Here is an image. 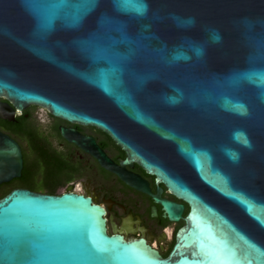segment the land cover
<instances>
[{
    "label": "water",
    "instance_id": "1",
    "mask_svg": "<svg viewBox=\"0 0 264 264\" xmlns=\"http://www.w3.org/2000/svg\"><path fill=\"white\" fill-rule=\"evenodd\" d=\"M86 4L0 0V116L33 105L106 132L189 211L163 257L108 234L89 196L14 189L0 264H264V0ZM62 133L127 180L92 138ZM21 169L0 134V183ZM155 199L180 221L182 205Z\"/></svg>",
    "mask_w": 264,
    "mask_h": 264
},
{
    "label": "flooded vegetation",
    "instance_id": "2",
    "mask_svg": "<svg viewBox=\"0 0 264 264\" xmlns=\"http://www.w3.org/2000/svg\"><path fill=\"white\" fill-rule=\"evenodd\" d=\"M11 118L0 116V134L20 147L22 169L19 176L0 183V193L25 189L51 195L73 192L89 196L105 208L108 234H120L128 241L143 238L163 257L168 256L189 206L156 175L136 160L123 165L127 151L96 127L68 123L33 105L14 110ZM62 129L92 138L127 180L105 168L91 148L65 137ZM155 197L182 205L180 221H171Z\"/></svg>",
    "mask_w": 264,
    "mask_h": 264
},
{
    "label": "snow or ice",
    "instance_id": "3",
    "mask_svg": "<svg viewBox=\"0 0 264 264\" xmlns=\"http://www.w3.org/2000/svg\"><path fill=\"white\" fill-rule=\"evenodd\" d=\"M93 3H94V0H87V4H86V6H85V10H87V8L92 7V6H93ZM80 15H82V13H78L76 19H79V16H80ZM234 198H235V197H234ZM241 203L244 204V202H241ZM244 206H245V209H246V210H249V209H248V206H247L246 204H244ZM262 218H264V217H262Z\"/></svg>",
    "mask_w": 264,
    "mask_h": 264
},
{
    "label": "trees",
    "instance_id": "4",
    "mask_svg": "<svg viewBox=\"0 0 264 264\" xmlns=\"http://www.w3.org/2000/svg\"><path fill=\"white\" fill-rule=\"evenodd\" d=\"M6 192L5 193H0V198L5 196Z\"/></svg>",
    "mask_w": 264,
    "mask_h": 264
}]
</instances>
